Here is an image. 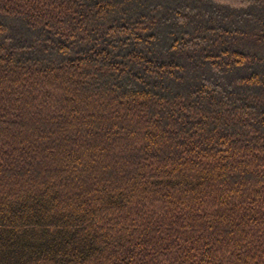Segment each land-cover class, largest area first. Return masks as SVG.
I'll use <instances>...</instances> for the list:
<instances>
[{
  "label": "trees",
  "instance_id": "1",
  "mask_svg": "<svg viewBox=\"0 0 264 264\" xmlns=\"http://www.w3.org/2000/svg\"><path fill=\"white\" fill-rule=\"evenodd\" d=\"M0 264H264V0H0Z\"/></svg>",
  "mask_w": 264,
  "mask_h": 264
}]
</instances>
